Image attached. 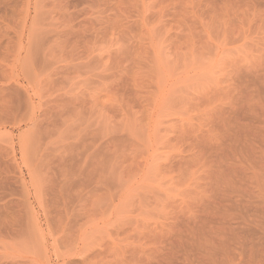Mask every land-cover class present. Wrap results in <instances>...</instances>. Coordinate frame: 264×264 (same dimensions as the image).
I'll use <instances>...</instances> for the list:
<instances>
[{"label": "rangeland", "instance_id": "rangeland-1", "mask_svg": "<svg viewBox=\"0 0 264 264\" xmlns=\"http://www.w3.org/2000/svg\"><path fill=\"white\" fill-rule=\"evenodd\" d=\"M75 262L264 264V0H0V264Z\"/></svg>", "mask_w": 264, "mask_h": 264}, {"label": "bare ground", "instance_id": "bare-ground-1", "mask_svg": "<svg viewBox=\"0 0 264 264\" xmlns=\"http://www.w3.org/2000/svg\"><path fill=\"white\" fill-rule=\"evenodd\" d=\"M38 192H39V191H38ZM87 196H88V195H87ZM72 198H73V197H72ZM66 203H67V202H66ZM68 206H69V205H68ZM76 215H77V214H76ZM77 217H78V216H77ZM80 217H81V216H80ZM75 219H76V218H75ZM86 251H88V250H86ZM69 253H70V252H69ZM70 254H71V253H70ZM82 255H83V254H82ZM87 255H88V254H87ZM66 256H67V255H66ZM80 259H81V258H80ZM83 259H84V258H83ZM87 260H88V259H87ZM79 261H80V260H79ZM79 261H78V262H79ZM81 261H82V259H81ZM81 261H80V262H81ZM72 262H73V261H72ZM76 263H77V262H75V264H76ZM78 264H79V263H78ZM85 264H87V263H85Z\"/></svg>", "mask_w": 264, "mask_h": 264}]
</instances>
